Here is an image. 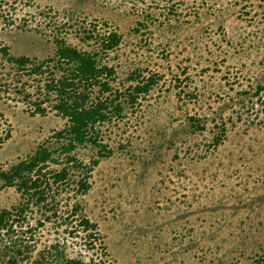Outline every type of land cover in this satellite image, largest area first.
<instances>
[{"label": "rangeland", "instance_id": "1", "mask_svg": "<svg viewBox=\"0 0 264 264\" xmlns=\"http://www.w3.org/2000/svg\"><path fill=\"white\" fill-rule=\"evenodd\" d=\"M110 30L119 41L103 51ZM53 34L98 52L112 88L133 71L159 78L96 125L110 153L84 192L58 147L47 167L64 165L66 178L47 179L43 200L0 180V264L94 256L73 225L75 203L96 223L108 264H264V0H0L10 54L44 58ZM44 79L15 71L0 51V168L52 143L65 122ZM69 152L88 163L94 149Z\"/></svg>", "mask_w": 264, "mask_h": 264}, {"label": "trees", "instance_id": "2", "mask_svg": "<svg viewBox=\"0 0 264 264\" xmlns=\"http://www.w3.org/2000/svg\"><path fill=\"white\" fill-rule=\"evenodd\" d=\"M99 39L101 49L104 51L118 43L119 34L110 30ZM52 41L54 43L52 53L41 59L23 54H10L7 45H0L2 56L15 71H22L28 75H44L42 84L44 93L51 94L49 107L65 119L63 126L50 134V137H53L52 143H39L25 157L5 168H0L2 183L14 185L26 195L27 202L41 201L45 198L44 186L48 184L47 179L50 177L52 181L59 182L66 178L67 170L64 165L58 170H48L47 167L49 161H57L54 157L56 147L58 152L64 153L66 161H70L68 165L78 168L80 176L76 181L79 187L77 190L84 192L89 186L87 178L91 168L100 157L110 153V149L99 138L96 125L119 115L121 103L126 102L133 106L137 97L146 93L159 78L156 72L139 76L138 72L133 71L129 76L132 83L123 90L112 88L113 68L100 61L98 52L71 44L56 34H53ZM33 105L34 111L39 113L45 111L40 102L35 101ZM5 135L7 134L0 136V142ZM214 140H218V135ZM53 141L57 142V145ZM84 143H88L94 149L88 163H82L69 152ZM18 210L21 211L22 208L19 207ZM7 215L6 209L0 210V226H5ZM70 215L74 221L73 225L83 231V241L94 256L90 255L88 260L79 257L62 258L59 264H93L94 259H98V264H108L100 245L101 237L96 223L81 212L77 203L71 207ZM96 248L98 252H95ZM12 261L10 264H13Z\"/></svg>", "mask_w": 264, "mask_h": 264}]
</instances>
